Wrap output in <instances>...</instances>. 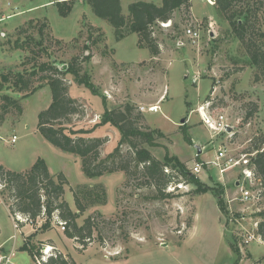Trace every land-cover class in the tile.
Listing matches in <instances>:
<instances>
[{"label": "rangeland", "instance_id": "1", "mask_svg": "<svg viewBox=\"0 0 264 264\" xmlns=\"http://www.w3.org/2000/svg\"><path fill=\"white\" fill-rule=\"evenodd\" d=\"M135 1L139 0H122L125 15ZM67 6L71 10L64 16L61 11ZM192 10L203 20L200 44L192 43L184 31L193 18L192 11L186 14L181 9L173 21L155 26L161 53L153 56L140 43L137 33L117 40L114 27L96 16L87 0H0V72L31 70L38 61L54 62L66 70L73 56L91 52L93 57L84 64V72L90 76L93 88L77 84L73 75L67 74L70 94L84 109V114L73 115L67 126L88 129L100 120L105 107L136 104L145 115L143 122L165 133V137L157 138V146L146 147L162 160L166 154L178 157L190 170L196 162H205L201 172L195 174L212 187L209 192L199 193L194 183L170 184L166 192L173 195L160 199L152 189L137 185L138 181L126 183L128 177L123 171L89 177L78 155L54 146L38 130V115L52 101L49 85L27 97L6 88L19 99L23 111H12L0 124V164L26 171L38 158L45 159L51 173L63 172L68 179L64 197L73 210L76 206L71 187L103 183L107 204L89 207L78 223L98 213L102 214L101 220L116 221L113 227L100 221L84 252L77 250L80 244L64 234L55 218L51 229L39 231L34 244L51 240L77 264H230L233 256L235 263L231 264H264V243L243 240V227L259 235V223L264 221V195L258 201H234L230 206L228 200L239 195L234 181L242 178L238 170L222 175L212 164L221 146L239 156L264 138V81H255V68L215 4L192 0ZM43 24L44 32L40 30ZM29 38L33 39L30 49L21 45ZM41 38L47 51L38 52L39 59L31 58L32 50L39 51L40 46L35 44ZM85 46L90 48L87 52ZM208 98L212 100L208 113L213 119L224 114L231 126L227 131L211 128L202 120L198 108ZM251 102L257 104V110L249 117ZM153 105L157 111L149 110ZM89 136L109 139L102 147L105 157L116 147L120 132L105 124ZM222 183L226 187L224 201L241 223L230 220L227 224V216L218 206L219 195L225 190ZM259 183L248 184L254 194L260 190ZM1 189L0 184V243L7 252L4 246L3 251L10 254L14 264H32L31 254L19 247L44 220L33 224L17 214L23 225L15 227L8 197ZM231 244L239 248V253L234 251L236 255ZM52 248L43 246L46 257L52 254Z\"/></svg>", "mask_w": 264, "mask_h": 264}, {"label": "trees", "instance_id": "2", "mask_svg": "<svg viewBox=\"0 0 264 264\" xmlns=\"http://www.w3.org/2000/svg\"><path fill=\"white\" fill-rule=\"evenodd\" d=\"M87 3L97 17L107 20L114 27L117 40L137 33L140 43L148 47L153 56L161 53L155 26L173 21L178 10L185 9L186 14H190L192 7V0H162L161 4L139 0L129 4V13L125 15L122 11V0H87ZM214 4L218 14L229 23L233 35L244 47L249 64L255 68V81H264V0H214ZM70 10L71 6H67L61 13L65 16ZM44 25L40 28L42 32ZM29 39L30 41L26 40L21 45L26 44V48H29L33 41ZM37 42L35 45L40 48L39 51L32 50L34 55L31 58L34 59H39L38 52L41 54L47 51V47L43 46L44 38ZM84 49L87 52L90 48L85 46ZM92 57L91 52L73 56L66 70L54 62L38 61L33 64L31 70L8 69L0 72V124L12 111H18L19 114L23 111L19 99L6 92V88L24 93L27 97L49 85L52 101L38 115V130L54 146L78 155L81 158L83 172L87 176L98 177L106 173L123 171L128 177L126 183L132 179L138 181L137 185L152 189L160 199L173 195L166 192L170 184L177 186L182 183H194L199 193L211 191L212 187L206 185L178 157L166 154L162 160L146 147L157 146V138L165 137V133L160 128L143 122L145 115L136 104L126 102L114 108L105 107L100 120L88 129L67 126L72 122L73 115L84 114L82 104L70 94L67 74H72L77 84L93 88L90 76L84 72V64ZM104 103L106 104V101ZM251 105L249 117L257 110L255 102H251ZM105 124L117 127L120 139L114 150L102 157V147L109 139L89 134ZM185 136L187 141L191 142L186 132ZM263 142L264 138L258 139L249 151L257 150ZM253 167L264 194V151L259 152L253 159ZM67 183L65 174L51 173L43 158H38L26 171H14L0 164L1 193L8 197L10 215L13 217L17 214L24 215L26 221L33 224H37L38 219L44 220L33 233L25 236L20 247L31 254L32 264H77L70 254L59 250L51 240L34 244L33 239L40 230L52 228L54 218L57 223L64 222V234L80 244L77 247L80 252L87 248L100 221L112 227L116 224L115 220H101L99 218L102 217L101 213L97 214L98 217L89 215L82 224H79L78 219L89 207L107 204V189L103 183H84L71 187L76 206V210H73L64 197ZM221 186L225 189L224 185ZM224 192L225 190L220 193L218 204L223 214L228 217L229 207L224 201ZM15 220L18 221L16 217ZM22 225L23 223L19 222V226ZM258 233L264 239V221L259 223ZM45 244L53 246V252L48 257L42 250ZM231 248L235 252H240L239 248L235 249L232 244Z\"/></svg>", "mask_w": 264, "mask_h": 264}, {"label": "built area", "instance_id": "3", "mask_svg": "<svg viewBox=\"0 0 264 264\" xmlns=\"http://www.w3.org/2000/svg\"><path fill=\"white\" fill-rule=\"evenodd\" d=\"M208 1V0H207ZM210 2H214V0H209ZM191 22L187 27L185 28V34L186 36L192 41V43L200 44L201 37H202V30H203V20L197 17L192 16ZM163 25H166L165 23H162ZM211 99L205 101L202 105L199 106L198 111L200 114H202V120L209 125V127L214 128L219 131L228 130L231 126L226 122L227 117L219 113L217 115L216 119H213L211 115L208 113L209 108H211ZM150 111H157V106H151L149 108ZM17 140V136H14L12 141L15 142ZM264 151V142L260 144V147L257 150L252 151H246L244 153H241L239 156L235 155L230 148L227 146H221L216 151V155L214 160L212 161V164L217 167L218 171L224 175L227 171L231 169L238 170V175L242 178L237 179L238 186L240 187V194L234 198H230L228 202L231 203L234 201H237L242 204H248L254 201H258L260 198L263 197V188L260 184V190L256 192L255 194L252 192V189L248 184H252L254 182H260L259 179L256 178L254 167H253V159L258 155L259 152ZM205 162H196L192 167L193 173H199L203 169V165ZM229 207V206H228ZM18 221L15 222V227H19V222H22L21 216H17ZM237 216L233 213L232 209H229V216L227 217L228 223L229 221L236 220L238 223H241L239 219L236 218ZM59 225L61 226V229H65V224L62 221H59ZM243 227V225H242ZM243 229L246 231V235L244 240V243H250L255 240L262 241V237L259 235H256L254 232H251L243 227ZM45 259V257H44ZM10 264V255L4 253L3 251V244H0V264Z\"/></svg>", "mask_w": 264, "mask_h": 264}, {"label": "crops", "instance_id": "4", "mask_svg": "<svg viewBox=\"0 0 264 264\" xmlns=\"http://www.w3.org/2000/svg\"><path fill=\"white\" fill-rule=\"evenodd\" d=\"M212 4H214V2H211ZM191 11H192V15L194 16V17H197V18H199L197 15H195L194 13H193V10H192V7H191ZM209 23L211 24V25H213V21H211L210 19H209ZM163 97L164 96H162L161 97V99H163ZM160 106V105H159ZM94 125V124H93ZM100 127V126H99ZM99 127H97L94 131H93V133L94 132H96V130H98L99 129ZM230 171V170H229ZM231 171H236L235 169H231ZM232 173V172H231ZM225 175V174H224ZM237 180V179H236ZM235 182V184H236V186H238L239 184H238V182L237 181H234ZM222 185H224L223 183H222ZM224 187H225V185H224ZM239 187V186H238ZM225 192H226V187H225ZM239 194H240V187H239ZM218 206H219V204H218ZM220 208V207H219ZM262 242L264 243V240H262ZM0 244H3V243H0ZM3 246H4V244H3ZM22 246V245H21ZM20 246V247H21ZM5 247V246H4ZM19 247V248H20ZM230 248H231V246H230ZM232 249V248H231ZM5 250H6V247H5ZM233 251V250H232ZM6 252H7V250H6ZM234 252V251H233ZM6 254H8V253H6ZM234 254H235V252H234ZM10 255V254H9ZM236 255V254H235ZM233 259L235 260V256H233ZM234 260L232 261V262H234ZM231 262V263H232ZM230 263V264H231ZM235 263V262H234ZM233 263V264H234ZM10 264H14L13 262H12V260H11V256H10Z\"/></svg>", "mask_w": 264, "mask_h": 264}, {"label": "water", "instance_id": "5", "mask_svg": "<svg viewBox=\"0 0 264 264\" xmlns=\"http://www.w3.org/2000/svg\"><path fill=\"white\" fill-rule=\"evenodd\" d=\"M182 122H184V119L182 120ZM228 129H230V128H228ZM197 148H198V153L200 154L202 152V150L199 146Z\"/></svg>", "mask_w": 264, "mask_h": 264}, {"label": "bare ground", "instance_id": "6", "mask_svg": "<svg viewBox=\"0 0 264 264\" xmlns=\"http://www.w3.org/2000/svg\"><path fill=\"white\" fill-rule=\"evenodd\" d=\"M50 248H51V247L49 246V247H48V250H50Z\"/></svg>", "mask_w": 264, "mask_h": 264}]
</instances>
